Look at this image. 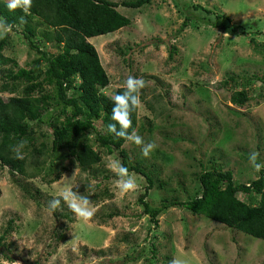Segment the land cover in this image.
I'll list each match as a JSON object with an SVG mask.
<instances>
[{"label":"rangeland","instance_id":"374dc122","mask_svg":"<svg viewBox=\"0 0 264 264\" xmlns=\"http://www.w3.org/2000/svg\"><path fill=\"white\" fill-rule=\"evenodd\" d=\"M117 11L130 25L88 42L109 77L107 96L130 75L145 82L135 132L156 147L148 157L131 142L123 148L132 163L137 155L147 160L154 186L146 190L145 178L131 172L137 188L121 194L116 187L117 154L102 153L101 164L93 169L103 170V175L81 172L65 160L62 167L68 170L51 184L0 166V235L10 223L2 243L12 258L8 262L0 252V264H264L261 240L193 215L183 206L162 212L155 228L137 202L144 193L152 207L165 199L186 201L197 189L194 174L203 169L199 164L205 167L208 160L230 171L238 183L258 178L260 172L253 170L248 156L257 151V162H264V0H152L140 9L119 6ZM186 17L187 25L180 30ZM8 34L4 55L20 68L27 66L37 54L19 34ZM52 49L49 45L46 50ZM1 77L0 72V83ZM240 90L249 101L236 107L229 98ZM95 125L99 128L100 123ZM49 132L45 125L37 127L36 143L49 148ZM29 151L31 145L24 151L31 170L45 157L28 156ZM69 189L88 197L94 211L90 219L78 218L63 201L50 210V201ZM104 189L107 198L99 197ZM238 198L247 199L242 194ZM138 254L137 260L130 259Z\"/></svg>","mask_w":264,"mask_h":264},{"label":"trees","instance_id":"16d2710c","mask_svg":"<svg viewBox=\"0 0 264 264\" xmlns=\"http://www.w3.org/2000/svg\"><path fill=\"white\" fill-rule=\"evenodd\" d=\"M151 1L32 0L29 15H24L19 8L10 11L5 3L0 2V19L12 25L11 30L19 34L37 54L30 64L20 68L15 59L3 53L10 45L9 34L0 38L1 167L7 168L13 175L30 179L41 177L43 182L51 184L68 170L62 167L65 160H70L81 172L89 170L103 175V170L93 169L101 164L102 153L117 154L120 165L126 167L129 173L145 178L146 190L154 186L151 171L147 170L150 166L147 160L137 155L132 163L123 148L127 141L106 131V125L112 122L110 98L122 89H116L111 97L104 93L109 77L96 49L87 40L130 25L131 21L121 15L117 7L140 9ZM21 16L25 20L23 24ZM187 22L186 17L180 30ZM49 45L53 47L52 51L46 50ZM230 80L236 82L234 78ZM46 87L51 89L50 93H46ZM1 94H7V99ZM140 99H143L142 94ZM229 100L234 106L243 107L249 97L245 90H240L233 92ZM53 107L59 109L58 114ZM52 108L53 111H50ZM137 111L138 108L131 113L129 132L138 127ZM97 122L100 123L99 128L95 125ZM42 125L50 131L49 148L43 142L36 143V128ZM139 129L143 130L144 125H140ZM148 131L151 133L152 128L149 127ZM41 135L44 133L41 132ZM21 141H26V149L31 145L28 156L45 157L41 164L35 161L31 170L26 155L23 160L14 158L12 149ZM24 147L21 149L23 153L26 152ZM207 164L205 167L199 164L203 169L194 174L197 189L184 202L165 199L159 207H152L145 201L146 193L140 196L137 202L143 215L157 228L162 212L170 207L183 206L193 215L205 216L264 242V169L256 180L243 184L234 181L230 171H223L213 161L208 160ZM56 167L61 168L57 171ZM239 194L245 195L246 201L240 200ZM109 196L104 189L99 197ZM93 200L97 201L96 198ZM63 216L71 221L67 214ZM111 217L108 215V218ZM8 231L10 223L0 235V252L4 259L11 262L12 258L5 253L7 248L2 243ZM58 238L62 240L64 236ZM151 246L154 250L153 243ZM139 255L130 259L135 261Z\"/></svg>","mask_w":264,"mask_h":264},{"label":"clouds","instance_id":"9594fccd","mask_svg":"<svg viewBox=\"0 0 264 264\" xmlns=\"http://www.w3.org/2000/svg\"><path fill=\"white\" fill-rule=\"evenodd\" d=\"M0 2L5 3L10 11L19 8L24 15L30 14L32 0H0ZM20 22L21 24L25 23L23 16L20 17ZM11 28L12 25L0 19V38L7 35L11 31ZM144 86L145 82L142 78L133 77L131 75L123 81L121 85L122 90L110 98L112 102V122L106 125V131L110 135L141 146V154L144 157H148L156 147V144L153 142L145 143L143 138L138 135L134 129L132 132L128 131L132 126V120L130 118L131 113L135 111L141 103L140 90L144 88ZM25 144L26 141H21L17 146L13 147L12 151L15 159L23 160L25 158L24 153L21 151ZM258 156L259 153L257 151H251L248 156L249 163L257 173H259L261 169H264V162H257ZM116 175L118 177L116 187L121 194L136 190V181L134 177L129 174L126 167L122 165L118 166L116 168ZM61 201L66 203L67 207L80 219L88 220L94 214L93 209L89 207L88 197L83 195L77 196V194L70 189L61 192L58 198H53L50 201V210L55 211L60 206Z\"/></svg>","mask_w":264,"mask_h":264}]
</instances>
